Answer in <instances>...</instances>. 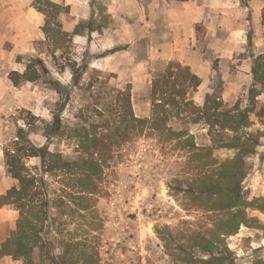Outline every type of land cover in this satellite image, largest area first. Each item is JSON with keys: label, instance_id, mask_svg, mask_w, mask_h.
<instances>
[{"label": "rangeland", "instance_id": "374dc122", "mask_svg": "<svg viewBox=\"0 0 264 264\" xmlns=\"http://www.w3.org/2000/svg\"><path fill=\"white\" fill-rule=\"evenodd\" d=\"M33 2L0 0V196L17 184L8 174L5 149L14 144L19 129L24 128L42 146L48 142L44 129L58 115L61 130L49 141L50 149L74 158L82 148L88 151L89 141L97 136L104 140L99 157L105 163L100 192L83 199L82 206L61 202L62 185L69 182V175L55 172L50 176L58 250L61 243L79 239L95 264H169L158 231L170 227L204 232L212 225V214L187 208L183 195L173 188L175 177L186 169L187 154L181 147L156 139L122 141L118 137L116 126L124 118L116 95L131 83L135 114L149 116L152 80L177 59L201 77V86L191 94L196 104L203 105L208 94H216L228 105L238 101L247 105L254 55L264 52V0L241 2L248 9L242 18L237 11H226L223 24L212 32L204 23L198 24L196 37L191 39L187 32L167 31L161 16L151 18L149 14L143 22H135L136 10L129 9L113 19L102 0H92L84 21L76 23L71 11L61 15L66 32L73 33L83 24V33L74 35L73 43L57 52L46 41L45 18ZM234 5L229 6L231 10ZM89 25L96 31L88 32ZM30 64L40 77L16 85L10 75L24 73ZM77 71L80 79L74 86ZM55 82L63 84V94L56 91ZM260 100L264 102V92ZM253 121L251 131H264L256 118ZM189 128L198 144L212 145L207 127ZM91 146L92 152L95 146ZM215 154L227 158L234 152L217 149ZM249 164L244 190L260 206L264 202V146L249 158ZM28 165L39 166L40 161L28 159ZM251 215L257 221L251 227L242 226L227 240L236 264L264 259V211L251 210ZM18 216L11 205L0 208V244L14 229ZM15 261L25 264L23 259Z\"/></svg>", "mask_w": 264, "mask_h": 264}, {"label": "trees", "instance_id": "16d2710c", "mask_svg": "<svg viewBox=\"0 0 264 264\" xmlns=\"http://www.w3.org/2000/svg\"><path fill=\"white\" fill-rule=\"evenodd\" d=\"M249 1L242 0L244 4ZM33 6L45 17L42 30L53 52L69 47L74 35L83 33V24H78L73 33L63 29L60 18L69 12V7L52 0H34ZM104 10L100 6V11ZM94 31L96 28L89 25L88 32ZM31 64L24 73L12 72L10 77L16 85L22 80H38L39 71L32 69ZM88 67L86 63L85 68ZM79 79L77 71L73 76L74 86L79 84ZM252 79L245 106L240 101L228 105L216 94H208L204 104L198 105L191 94L201 86V77L190 65L174 59L152 80L149 116L135 114L131 83L116 95L124 118L116 126L118 137L122 141L132 137L156 139L163 145L175 143L181 147L187 154L186 169L182 176L175 177L173 188L177 195L185 198L184 206L212 214V225L204 232L170 227L158 231L169 264H236V254L230 248L228 238L237 235L242 226L251 227L257 221L251 210L264 211V202L257 206L244 190V181L250 172L249 158L264 146V131L250 130L254 125L253 118L264 126V102L260 100L264 92V52L254 55ZM63 87L62 83L55 82V89L60 94L64 93ZM65 90L70 94L68 88ZM200 124L208 128L212 145L195 141L189 126ZM60 130V117L54 114L53 121L44 129L48 139L46 144L36 145L30 133L21 128L14 144L5 149L8 174L17 184L0 196V208L11 205L19 216L14 229L0 245V259L9 256L15 260L23 259L25 264H95L82 240L65 241L58 250L57 218L52 215L55 203L49 178L55 172L69 175V182L62 185L61 202L74 201L82 206L83 199L93 197L101 190L105 163L99 154L104 140L94 136L89 141L88 151L82 148L80 155L69 158L50 149L49 141ZM91 145L95 146L92 152ZM83 147L87 148L86 145ZM217 149L233 151L234 155L220 158L215 154ZM31 158H38L40 165L29 166L28 159ZM253 264H264V259L259 258Z\"/></svg>", "mask_w": 264, "mask_h": 264}, {"label": "crops", "instance_id": "0c3cea01", "mask_svg": "<svg viewBox=\"0 0 264 264\" xmlns=\"http://www.w3.org/2000/svg\"><path fill=\"white\" fill-rule=\"evenodd\" d=\"M59 4L69 7L72 17L76 23L88 18L85 14L86 9L91 8L92 0H52ZM242 2V1H241ZM240 0L235 3L234 0H188L180 2L176 0H102L104 7L107 8L108 14L113 19L121 17L126 10L135 9L138 20L143 22L147 15L151 18L161 16L166 22L167 31L170 32H187L188 38L196 37V26L204 23L212 32V28H220L221 21L224 20L226 11H237L241 18L247 16L248 9H243ZM235 6L231 10L229 6ZM139 7V10L136 8ZM45 18V17H44ZM175 38H182L177 35ZM1 245V244H0ZM0 264H20L12 257L6 256L0 259Z\"/></svg>", "mask_w": 264, "mask_h": 264}]
</instances>
